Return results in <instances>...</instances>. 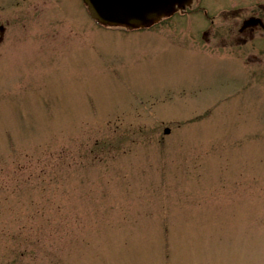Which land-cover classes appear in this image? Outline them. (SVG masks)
I'll list each match as a JSON object with an SVG mask.
<instances>
[{"label":"rangeland","instance_id":"rangeland-1","mask_svg":"<svg viewBox=\"0 0 264 264\" xmlns=\"http://www.w3.org/2000/svg\"><path fill=\"white\" fill-rule=\"evenodd\" d=\"M50 1L74 50L36 9L0 61V264H264V84L235 104L203 15L131 32Z\"/></svg>","mask_w":264,"mask_h":264},{"label":"flooded vegetation","instance_id":"flooded-vegetation-1","mask_svg":"<svg viewBox=\"0 0 264 264\" xmlns=\"http://www.w3.org/2000/svg\"><path fill=\"white\" fill-rule=\"evenodd\" d=\"M77 1L83 13H87L88 18H90L84 1ZM228 1L227 6L219 10L218 19L213 16L212 11L207 6L202 4L201 0H195L185 10H179L174 15L162 19L148 29H153L156 25L163 23L170 26L179 18L185 19L195 14L207 18V26L201 31L202 35L196 38L198 51L200 54L209 52L231 61V68L228 73L234 78L233 83L236 86L238 83L234 102H236V105H244L248 102L251 82L255 80L257 83L264 84V0ZM57 2L58 4L52 5L53 2L50 0H13L12 5L10 0H0V61L9 58L11 47L16 43V39L11 37L10 27L12 21L25 30L29 21L28 15L34 13L36 9V11L41 12H35V15H38V24L35 29L38 31L37 34L39 33L38 36L40 38L44 37L46 40L42 41L39 38L40 45L37 44L41 46L44 43H50V46L67 47L65 49L67 51L74 50L72 40L65 41L62 38L64 34L58 35L61 27L52 26L54 20L53 9L57 10L56 13H58L62 12L60 9L64 8L59 1ZM72 2L74 3V0ZM23 6L26 10L22 9ZM14 12H16V15H12ZM32 23H34V20H32ZM28 25H30V22ZM65 31L67 33V26ZM82 31L84 33V30ZM19 44L21 48L22 44ZM23 45L26 46V43L24 42ZM39 46H36V48ZM83 46H89V44L83 41ZM215 98L218 99L217 95ZM232 99L233 97H231ZM214 103H217V101H214Z\"/></svg>","mask_w":264,"mask_h":264},{"label":"water","instance_id":"water-1","mask_svg":"<svg viewBox=\"0 0 264 264\" xmlns=\"http://www.w3.org/2000/svg\"><path fill=\"white\" fill-rule=\"evenodd\" d=\"M91 17L105 26L138 29L149 27L193 0H83ZM170 130L166 129L165 133Z\"/></svg>","mask_w":264,"mask_h":264}]
</instances>
